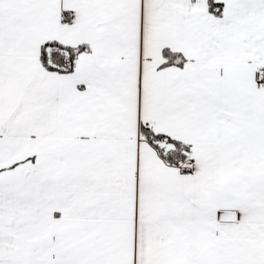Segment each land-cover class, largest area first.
Instances as JSON below:
<instances>
[{
    "label": "snow or ice",
    "instance_id": "6c2138e0",
    "mask_svg": "<svg viewBox=\"0 0 264 264\" xmlns=\"http://www.w3.org/2000/svg\"><path fill=\"white\" fill-rule=\"evenodd\" d=\"M0 264H264V0H0Z\"/></svg>",
    "mask_w": 264,
    "mask_h": 264
}]
</instances>
